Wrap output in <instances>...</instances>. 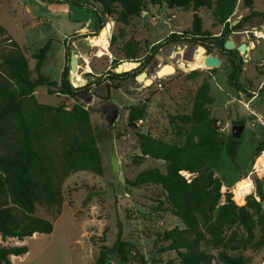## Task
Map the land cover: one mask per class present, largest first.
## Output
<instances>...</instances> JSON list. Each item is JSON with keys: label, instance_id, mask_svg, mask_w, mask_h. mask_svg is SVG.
Segmentation results:
<instances>
[{"label": "rangeland", "instance_id": "rangeland-1", "mask_svg": "<svg viewBox=\"0 0 264 264\" xmlns=\"http://www.w3.org/2000/svg\"><path fill=\"white\" fill-rule=\"evenodd\" d=\"M74 2L80 5L76 6ZM144 10L146 14L142 12L131 18L128 25H123L117 23L115 17L96 19L95 13L100 12L101 7L89 0H62L54 4L43 0H0V24L7 28L11 38H15L13 40L22 45L32 69L35 67L33 55L54 40L42 73L51 81L60 83L61 74L67 69L69 81L74 79L79 87L90 84L91 90L97 92L98 95L92 96L85 106L91 112L104 168L102 176L81 171L65 180L64 210L54 223L52 235L43 234L23 241L3 240L0 236L1 246L28 247V253L17 258L23 260H14V264H94L100 248L113 246L120 224L124 239L132 242L138 252V258L128 264H167L174 261L175 254L158 253L165 244L157 235L175 227L183 228L182 222L170 212L166 193L157 185L132 188L129 182L146 169L166 172L164 161L150 157L141 165L134 163L135 157L141 154L138 135L151 134L169 143L183 142L184 138L177 136L171 125L170 117L191 113L193 100L205 81L210 84V94L214 98L212 117L218 120L221 131L231 135L232 127L238 122L245 128L236 158L224 156L220 161L206 163L204 168L224 180V190L231 191L234 200H237L234 189L240 183L245 189L242 200L252 186L254 190L246 199L256 195L257 181L261 182L264 192V175L254 171L257 160L264 154L262 151L258 155L256 150L264 141V39L257 40L254 36L256 32L264 33L260 18L250 19L247 25L251 22L252 28L243 29L248 31L243 36L252 41L255 48L248 53L249 57H237V54L219 52L217 44L223 25L213 19L211 10L201 8L193 12L166 6H148ZM252 10L264 12V0H255ZM194 14L202 20L205 42L170 41L171 34L190 32ZM248 14L242 0H239L230 18V27ZM108 22L113 24L108 35L109 52L99 57V47L93 42L100 37L99 31ZM93 35L98 37L90 40V48L82 43V49L74 47L77 41ZM234 39L239 45L241 39L235 36ZM4 40L1 45L8 46L9 42ZM157 44L160 45L155 46ZM128 45H134L141 66L125 77H114L109 74L115 73L117 68H112L113 60L121 62ZM197 46L204 47L208 54L218 55L222 60L221 67L203 68L180 61L177 64L179 53L188 55ZM73 51L79 53L76 72L71 70L70 64ZM86 52L89 56H85ZM160 64L173 65L175 71L150 85L136 80V75L142 71L147 72L148 78L152 77ZM124 65L129 66L130 63ZM255 93L261 97L250 101ZM35 97L41 104L63 105L67 109L76 103L66 96L49 95L46 87L37 88ZM140 106H145V118L138 122L136 128L129 127L130 109ZM187 129L184 127V131ZM115 157L120 165L118 172L113 170ZM90 193L94 196L89 197ZM37 214L51 218L42 207H38ZM45 243L51 245L45 248ZM244 253L250 258V264H264V247L249 248ZM107 264L119 262L111 254ZM213 264L222 263L214 261Z\"/></svg>", "mask_w": 264, "mask_h": 264}, {"label": "trees", "instance_id": "trees-1", "mask_svg": "<svg viewBox=\"0 0 264 264\" xmlns=\"http://www.w3.org/2000/svg\"><path fill=\"white\" fill-rule=\"evenodd\" d=\"M43 1L49 4L62 2ZM89 2L101 7V11L95 13L96 19L115 17V21L123 25H128L131 18L144 12L148 6L193 12L201 8L211 10L213 19L223 25L217 44L220 53L238 55L236 51H226L224 45L228 36L243 30L250 19L260 18L264 25V12L252 10L255 0H242L249 14L232 27L228 20L234 15L239 0ZM74 5L80 4L74 2ZM205 35L201 18L194 14L190 32L171 34L169 40L205 42ZM3 39L9 42L8 46L1 45ZM53 41L50 40L33 55L35 67L32 69L23 48L0 24V236L3 240L23 241L36 233L51 234L63 211L65 180L81 171L98 176L104 173L91 112L85 106L92 96L98 94L91 90L90 84L74 88L67 69L63 70L60 83L51 81L42 73ZM138 58L134 45H128L121 59ZM119 63L113 60L112 68ZM109 74L114 77L129 75L128 72ZM39 87H46L49 95L66 96L76 103L71 109L63 105L41 104L35 97ZM210 92V84L205 81L193 100L191 113L170 117L171 125L177 136L184 138L183 142L169 143L151 134L138 135L141 154L135 157L134 163L141 165L150 157L164 161L166 172L146 169L129 185L132 188L149 184L160 186L167 195L170 212L183 224V228L175 227L157 235L165 244L158 253L176 255V259L167 264H213L214 261L250 264L251 260L244 251L264 247V192L261 182H256V195L246 199L254 190L252 186L244 200V197L237 196L234 200L231 191L224 190V180L204 168L206 163L220 161L224 156L236 158L240 147V142L224 134L218 120L212 117L214 98ZM145 116V106L130 109L129 127L136 128ZM236 125L244 124L238 122ZM184 127L188 129L184 131ZM256 150L258 155L264 151V141ZM93 196L89 194V197ZM38 207L45 209L51 218L39 216ZM27 253V246L0 245V264H13L12 256ZM111 254L119 264H128L138 258L135 245L124 239L121 224L113 246L100 248L94 264H107ZM141 260L144 261L143 258Z\"/></svg>", "mask_w": 264, "mask_h": 264}, {"label": "water", "instance_id": "water-1", "mask_svg": "<svg viewBox=\"0 0 264 264\" xmlns=\"http://www.w3.org/2000/svg\"><path fill=\"white\" fill-rule=\"evenodd\" d=\"M236 24L237 23H235L234 25H236ZM112 27H113L112 22H108V23L105 24V27L103 29H106L107 32L110 33L112 31ZM103 29H101L99 31L98 35L102 32ZM243 34H245V33H243ZM98 35H93V36H91L89 38H85L81 42L80 41H77L75 43L74 47L76 49H80V48L82 49V46L81 45L84 44L85 46H87L88 48H90L91 47L90 40L92 38L98 37ZM235 35H237V34L236 33H232V35H230L228 37V39L226 40L225 45H224L225 50L226 51H237L240 56L247 57L248 56V53L252 51V48L249 47L250 44L248 42V39L245 38V40L243 41V43H241L240 45H237V43H236V41L234 39V36ZM197 47H200V46H197ZM200 48L202 49V51L204 52V55H205V62L204 63H205V66L206 67H211L212 69H218V68L221 67L222 60L220 59V57L218 55L208 54L207 50L204 47H200ZM78 54H79L78 52L77 53H75L74 51L71 52V61H70V64H71V70L73 72H76L77 71ZM183 55H185V54H183ZM85 56H89V53L86 52L85 53ZM181 58H183V59L185 58L184 60H191V57H189V56H183ZM179 61H180V57H177V62H178L177 64H179ZM130 62L135 63L137 66L135 68H132L129 71H122V72H119L118 71L119 68H120V66L122 64H128ZM139 66H141V63H140L139 60H122L121 61V64H119L117 66V68L115 69V73L121 74V73L131 72V71H134ZM160 66H161V64L158 66V68L156 69V71H160L161 70L160 69ZM146 77H147V72L146 71H142V72H140V73H138L136 75V80L139 81V82L140 81H144V79ZM70 82H71V84H72V86L74 88H78L79 87L78 86V83L76 81H74V79H72ZM244 128H245L244 125H236V126H233L232 127V133H231L232 138L240 142V139L242 137ZM112 164H113V170L115 172H118L120 170V165H119V161H118V159L116 157L113 159Z\"/></svg>", "mask_w": 264, "mask_h": 264}, {"label": "bare ground", "instance_id": "bare-ground-1", "mask_svg": "<svg viewBox=\"0 0 264 264\" xmlns=\"http://www.w3.org/2000/svg\"><path fill=\"white\" fill-rule=\"evenodd\" d=\"M102 32H101L102 35L100 34L101 38L99 37L97 40H95L93 42L94 46L99 47V50L97 52V56H99V57H103L109 52L108 51V48H109L108 35L110 33H108L106 29L104 31H102ZM256 35L259 36L260 38H264V33L263 32H256ZM249 47L254 49L255 48L254 43H251V45ZM195 48L197 50L196 49H191L188 55L187 54L183 55V54L179 53L178 57H180V62L187 63V64H190V65H200L203 68H209V67L205 66V63H204L205 62V56L203 55L204 52L202 51V49L200 47H195ZM183 56H189V57H191V60H186V61L183 60V59L181 60V57H183ZM136 66L137 65L135 63H132V62H130L129 66H125L124 64H122L118 71L122 72V71H124L126 69L131 70L132 68H135ZM160 69L161 70L160 71H156L155 74L152 77H150V78L146 77L144 79V81H140V82L145 83L146 85H150L154 81H156L158 79H163L162 77H164V76H166V75H168V74H170V73L175 71V67L173 65H165V64H163L162 66H160ZM89 70H91V69H89ZM78 79L80 80L79 77H78ZM245 107H247V105H245ZM254 170H256L257 173H260L261 175L262 174L264 175V154H263V156L259 157V159L257 160ZM234 194L237 197H244L245 196V189H244L243 183H240L238 186L235 187Z\"/></svg>", "mask_w": 264, "mask_h": 264}, {"label": "crops", "instance_id": "crops-1", "mask_svg": "<svg viewBox=\"0 0 264 264\" xmlns=\"http://www.w3.org/2000/svg\"><path fill=\"white\" fill-rule=\"evenodd\" d=\"M245 12H247V11H245ZM241 16H242V15H241ZM242 17H243V16H242ZM89 23H90V20H89ZM234 23H235V22H234ZM252 25H253V24L250 22L248 25H246L245 29H246V28H252ZM5 28H6V27H5ZM6 30H7V28H6ZM79 30H80V27L76 30V32L79 31ZM246 30H247V29H246ZM243 33H246V31H245V30L238 31V32L236 33L237 35H235L236 38H241V37H242V38H241V42H240V44L243 43L242 41H244L245 38H246L245 35L243 36ZM12 37H13V36H12ZM65 37H66V36H65ZM65 37H64V38H65ZM13 38H14V37H13ZM14 39H15V38H14ZM16 41H17V40H16ZM17 43L22 47V45H21L18 41H17ZM240 44H239V45H240ZM262 84H263V83H262ZM262 84H261V86H262ZM260 88H261V87H260ZM259 91H260V89H259ZM35 93H36V92H35ZM259 97H261V96L258 95V93H257V94L255 93V97H253L250 101H252V100H256V99H258ZM245 105H247V104H245ZM252 112L255 113V115L261 116L260 113L254 112L253 110H252ZM63 210H64V207H63ZM60 217H61V216H60ZM60 217H59V218H60ZM59 218H58V219H59ZM58 219H57V220H58ZM56 222H57V221H56ZM52 234H53V232H52L50 235H52ZM39 235H43V234H37V233H36V234H34L32 237H29V238L35 239V238L39 237ZM49 241H51V240H49ZM46 242H47V241H46ZM50 245H51L50 243H45V244H44V247H45V248H48ZM18 257H20V256H12V257H11V261H12L13 264H14V260H18V261H21V259L23 260V258L17 259Z\"/></svg>", "mask_w": 264, "mask_h": 264}, {"label": "built area", "instance_id": "built-area-1", "mask_svg": "<svg viewBox=\"0 0 264 264\" xmlns=\"http://www.w3.org/2000/svg\"><path fill=\"white\" fill-rule=\"evenodd\" d=\"M144 13V12H143ZM144 14H146V13H144ZM230 20H228V22H229ZM234 33H237V32H234ZM247 34H248V31L246 32ZM178 34H182V33H178ZM219 35H217L216 37H218ZM254 36L256 37V39L257 40H261V39H264V38H260L259 36H257L256 35V33H254ZM248 42H249V44L251 45V43H253L252 41L250 42L249 40H248ZM142 121H140V123H141ZM254 171H256V170H254ZM257 173V172H256Z\"/></svg>", "mask_w": 264, "mask_h": 264}, {"label": "flooded vegetation", "instance_id": "flooded-vegetation-1", "mask_svg": "<svg viewBox=\"0 0 264 264\" xmlns=\"http://www.w3.org/2000/svg\"><path fill=\"white\" fill-rule=\"evenodd\" d=\"M206 48H208L207 46H206ZM209 49V48H208ZM237 52V51H236ZM237 57H240V55L238 54V56Z\"/></svg>", "mask_w": 264, "mask_h": 264}]
</instances>
